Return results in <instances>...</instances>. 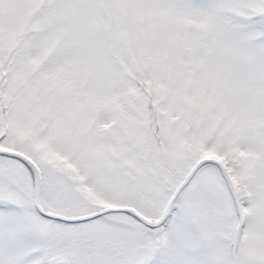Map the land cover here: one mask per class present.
<instances>
[{
  "label": "snow or ice",
  "instance_id": "obj_1",
  "mask_svg": "<svg viewBox=\"0 0 264 264\" xmlns=\"http://www.w3.org/2000/svg\"><path fill=\"white\" fill-rule=\"evenodd\" d=\"M0 264H264V0H0Z\"/></svg>",
  "mask_w": 264,
  "mask_h": 264
}]
</instances>
